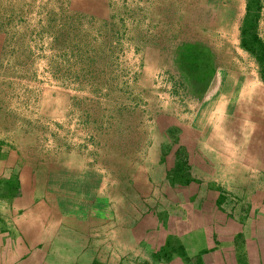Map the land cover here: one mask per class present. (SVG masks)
Returning <instances> with one entry per match:
<instances>
[{"label":"rangeland","instance_id":"obj_1","mask_svg":"<svg viewBox=\"0 0 264 264\" xmlns=\"http://www.w3.org/2000/svg\"><path fill=\"white\" fill-rule=\"evenodd\" d=\"M246 31L264 44V0H0V209L28 194L40 217L113 230L118 254L143 214L167 208L164 234L212 220L172 201L170 175L236 173L232 201L264 211V76Z\"/></svg>","mask_w":264,"mask_h":264},{"label":"crops","instance_id":"obj_2","mask_svg":"<svg viewBox=\"0 0 264 264\" xmlns=\"http://www.w3.org/2000/svg\"><path fill=\"white\" fill-rule=\"evenodd\" d=\"M224 156V153L219 154L222 166L226 163ZM250 160L253 169H256L257 159ZM233 165L230 163L229 166ZM235 176L236 173L223 181L209 179L201 184L196 177L190 179L170 175L172 201L195 203L191 210L196 215L202 212L204 215H211L212 220L207 218L205 224L197 221L182 224L185 230L164 234L165 226L170 221V218L166 220L164 210L167 208L152 211V214H143V218L128 229L127 236L124 235L127 229L118 234V240H123L125 247L121 254L117 253L119 246L116 247L114 234L111 239L110 233L113 230L110 233L106 230L107 238H103V235L99 237L98 228L94 230V224L90 227L89 224H81L79 221L73 225L67 223L75 220V214L63 218V223L59 216H49L46 215L47 212L40 217L39 214L43 212L38 211L39 207L32 204L28 194H24L0 209V264H185L179 251L168 261L154 257L169 235L178 238L185 245L188 255L191 256L186 264H197L194 259H197L198 252L216 247L218 242L216 249L203 256V264H236L238 260L247 264H264V211H259L263 207L255 206L257 202L252 200L255 207L251 205L245 209L240 202L232 201L229 192L235 195L245 180ZM215 181L219 182L216 184ZM180 189L183 192L180 193ZM188 217L191 218L190 215ZM191 230L195 232L190 233ZM201 238L205 241L200 240ZM204 243L205 247L202 246ZM104 246L114 255H105L106 250L101 248ZM171 246L178 250L179 245L174 243Z\"/></svg>","mask_w":264,"mask_h":264},{"label":"trees","instance_id":"obj_3","mask_svg":"<svg viewBox=\"0 0 264 264\" xmlns=\"http://www.w3.org/2000/svg\"><path fill=\"white\" fill-rule=\"evenodd\" d=\"M245 33H246V35H245L244 44L246 45V47H248L251 50H255L256 52L259 51L258 56H259L261 64H262V72H263V76H264V44L256 35H250V34L247 35L249 33L247 31ZM249 36H250V38H248ZM215 236H210V238H213ZM239 237L242 238L241 235H239ZM174 243L179 245L178 250L176 248L174 249V247L171 246V245H174ZM218 243H217L216 247H218ZM216 247L201 249L197 254V264H203L202 263L203 256L206 253L210 252L211 250L216 249ZM178 251L181 253L180 255L183 256V258L185 260L184 261L185 264H186V261L187 262L190 261L191 256L188 255V252H187L185 245L182 244V242L178 238H175L174 236L169 235L164 246L160 249V251H158L154 255V257L158 258V259H165L166 261H168ZM194 261L196 262V259H194Z\"/></svg>","mask_w":264,"mask_h":264}]
</instances>
